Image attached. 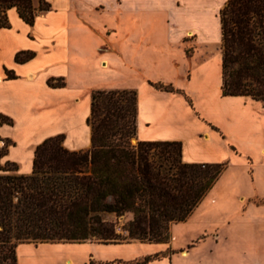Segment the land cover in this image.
<instances>
[{"label": "crops", "instance_id": "crops-1", "mask_svg": "<svg viewBox=\"0 0 264 264\" xmlns=\"http://www.w3.org/2000/svg\"><path fill=\"white\" fill-rule=\"evenodd\" d=\"M47 1L50 9L32 24L11 7L10 25L0 27V115L11 119L0 121V135L13 141L3 159L28 173L36 144L58 133L69 149L90 146V86L82 77L96 71L90 58L97 53L106 62L101 71L113 58L129 57L123 77L131 83L114 88L136 89L138 139L180 140L184 161L227 163L187 219L170 227L173 246L196 241L198 249L213 251L210 257L182 262L171 253L137 263L163 242L88 239L19 242L17 262L43 264L52 257L37 248L51 246L61 251L54 264H264V234L256 236V226L264 230V103L222 94L219 9L226 0ZM106 13L114 22L102 19ZM187 39L196 46L189 54ZM19 50L34 54L18 61ZM51 77L64 85L49 84ZM258 245L261 262L246 260L247 249Z\"/></svg>", "mask_w": 264, "mask_h": 264}, {"label": "trees", "instance_id": "trees-1", "mask_svg": "<svg viewBox=\"0 0 264 264\" xmlns=\"http://www.w3.org/2000/svg\"><path fill=\"white\" fill-rule=\"evenodd\" d=\"M11 7L32 24L51 5L47 0L38 5L0 0V27L10 25ZM219 17L222 94L249 95L264 103V0H226ZM33 54L19 50L15 58L25 61ZM48 82L65 83L62 77ZM150 82L178 90L171 83ZM136 118V89H91L90 146L69 149L62 143L63 133L45 137L34 148L28 173L3 159L13 141L0 135V264H17L16 246L25 241H168L171 224L187 219L227 162L184 161L180 140L133 143ZM0 121L11 119L1 114ZM103 213L129 216L118 224ZM149 259L152 254L134 261Z\"/></svg>", "mask_w": 264, "mask_h": 264}, {"label": "rangeland", "instance_id": "rangeland-1", "mask_svg": "<svg viewBox=\"0 0 264 264\" xmlns=\"http://www.w3.org/2000/svg\"><path fill=\"white\" fill-rule=\"evenodd\" d=\"M102 19H105L109 23L114 22L112 21V16L109 15L108 13L104 14V17ZM157 32H159L158 27H157ZM185 44H186L185 46L187 47V48L185 47V49L188 54L189 52H192L196 47L193 39H187L185 41ZM108 46L110 48L112 47L111 44H108ZM150 59H152L150 56L142 58V60L146 62H149ZM90 60H91V63L93 62V65H94L93 67L96 69V71L94 70L95 72H91L89 74L86 73L82 77V80L86 84V86H90L88 87V90H87L89 94L91 92V89L95 87H112V86L120 87V85L129 86V83H131V82L125 81L123 77L125 74H127V71L130 70L129 64L127 63L129 62V57L128 58L124 57L121 59L113 58L112 60L113 64H110L109 67L105 71H101L102 65H105L106 62H104V60L101 61L100 55H98L97 53H94L93 57L90 58ZM137 140H138V137H137L136 130H135V134L131 138V141L133 143H136ZM125 216L126 217L129 216V214L118 216L114 213H103V217L105 219L116 221L118 224L123 218H125ZM256 229H257L256 236L258 238H261V236L264 234L263 233L264 230L262 228L261 229L258 228V226H256ZM170 240H171V231H170L168 241L163 242V247L155 249V251L151 252L152 258H160L166 255H169L171 253H175V255H178L180 258H184V259H181L182 262H193V261H198V260L200 261L201 257H206V256L210 257L213 254V251L211 249L210 250L203 249L202 251V249L200 250L197 247H195L196 241L189 242L186 245L181 246V247H177V246H173ZM131 241H139V240H131ZM32 243L37 245L39 242H32ZM145 248L148 249L152 247L147 245ZM16 250H17V246H16ZM60 252L61 251H58L51 246H38L37 248L38 254L48 253L52 257L51 259L44 261L43 264H54V261L59 256ZM185 252H188V257H184L186 256ZM259 252H260L259 245L256 246V248L247 249L246 260L256 261L258 263L261 262V256ZM17 264L19 263L17 262Z\"/></svg>", "mask_w": 264, "mask_h": 264}, {"label": "bare ground", "instance_id": "bare-ground-1", "mask_svg": "<svg viewBox=\"0 0 264 264\" xmlns=\"http://www.w3.org/2000/svg\"><path fill=\"white\" fill-rule=\"evenodd\" d=\"M185 255L188 256V252H185Z\"/></svg>", "mask_w": 264, "mask_h": 264}]
</instances>
